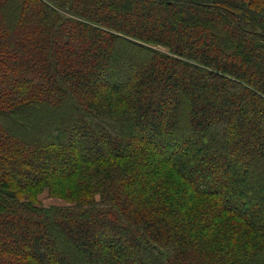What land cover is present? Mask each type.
<instances>
[{"label":"trees","instance_id":"obj_1","mask_svg":"<svg viewBox=\"0 0 264 264\" xmlns=\"http://www.w3.org/2000/svg\"><path fill=\"white\" fill-rule=\"evenodd\" d=\"M0 264H264V0H0Z\"/></svg>","mask_w":264,"mask_h":264},{"label":"rangeland","instance_id":"obj_2","mask_svg":"<svg viewBox=\"0 0 264 264\" xmlns=\"http://www.w3.org/2000/svg\"><path fill=\"white\" fill-rule=\"evenodd\" d=\"M54 164V163H53ZM52 166V165H51ZM26 168H30L32 171H34V172H40L42 169H48L46 166H44V164L43 165H41V164H34L32 167H26ZM50 169V168H49ZM39 202H40V204L42 205V204H44V205H48V206H51V205H57V204H59V205H65V202L63 201V202H61L60 200H55V199H53L52 197H50L47 193H44V194H42L41 196H40V198H39Z\"/></svg>","mask_w":264,"mask_h":264}]
</instances>
